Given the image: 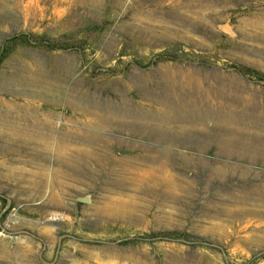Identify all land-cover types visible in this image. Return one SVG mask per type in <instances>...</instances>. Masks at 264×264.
<instances>
[{"label":"rangeland","instance_id":"374dc122","mask_svg":"<svg viewBox=\"0 0 264 264\" xmlns=\"http://www.w3.org/2000/svg\"><path fill=\"white\" fill-rule=\"evenodd\" d=\"M4 47L0 264H264V0H0Z\"/></svg>","mask_w":264,"mask_h":264},{"label":"trees","instance_id":"16d2710c","mask_svg":"<svg viewBox=\"0 0 264 264\" xmlns=\"http://www.w3.org/2000/svg\"><path fill=\"white\" fill-rule=\"evenodd\" d=\"M10 40L13 42V44H16L17 42L27 45V46H42L47 49H54V48H68L72 47L70 42H66L60 39H53L51 37H48L44 34H37L29 36L24 33H19L15 35H11L7 38V40ZM9 49L8 47L1 48L0 50V63L3 61V59L8 55ZM171 58H176V56H171ZM233 68L236 69L239 73L246 75L251 78L260 79L264 81V71L248 66L246 64H232ZM169 233V232H166Z\"/></svg>","mask_w":264,"mask_h":264},{"label":"water","instance_id":"95a60500","mask_svg":"<svg viewBox=\"0 0 264 264\" xmlns=\"http://www.w3.org/2000/svg\"><path fill=\"white\" fill-rule=\"evenodd\" d=\"M220 28L226 32V33H232V29L230 28L229 23L225 22L220 25ZM77 200L82 201V202H88L90 200V195L87 193L85 195H81L77 197Z\"/></svg>","mask_w":264,"mask_h":264},{"label":"bare ground","instance_id":"6f19581e","mask_svg":"<svg viewBox=\"0 0 264 264\" xmlns=\"http://www.w3.org/2000/svg\"><path fill=\"white\" fill-rule=\"evenodd\" d=\"M147 179V178H146Z\"/></svg>","mask_w":264,"mask_h":264}]
</instances>
